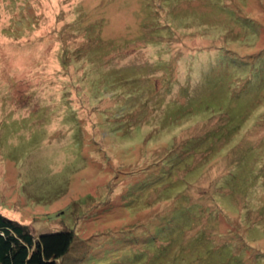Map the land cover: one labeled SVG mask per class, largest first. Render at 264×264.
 <instances>
[{
	"label": "rangeland",
	"instance_id": "obj_1",
	"mask_svg": "<svg viewBox=\"0 0 264 264\" xmlns=\"http://www.w3.org/2000/svg\"><path fill=\"white\" fill-rule=\"evenodd\" d=\"M0 213L59 264H264V0H0Z\"/></svg>",
	"mask_w": 264,
	"mask_h": 264
},
{
	"label": "trees",
	"instance_id": "obj_2",
	"mask_svg": "<svg viewBox=\"0 0 264 264\" xmlns=\"http://www.w3.org/2000/svg\"><path fill=\"white\" fill-rule=\"evenodd\" d=\"M180 159L183 161L179 157L175 161ZM175 165V162L171 164ZM74 240V234L68 231L37 238L28 226L0 213V264H59L69 254Z\"/></svg>",
	"mask_w": 264,
	"mask_h": 264
}]
</instances>
